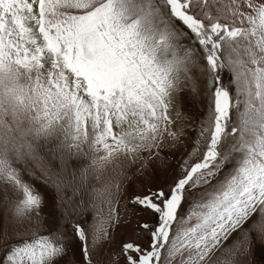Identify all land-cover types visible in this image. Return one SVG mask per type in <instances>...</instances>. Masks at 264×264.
<instances>
[{
  "label": "rangeland",
  "instance_id": "1",
  "mask_svg": "<svg viewBox=\"0 0 264 264\" xmlns=\"http://www.w3.org/2000/svg\"><path fill=\"white\" fill-rule=\"evenodd\" d=\"M0 264H264V0H0Z\"/></svg>",
  "mask_w": 264,
  "mask_h": 264
}]
</instances>
